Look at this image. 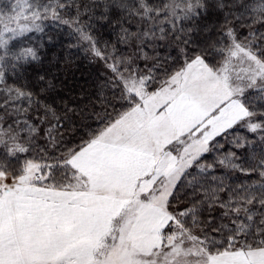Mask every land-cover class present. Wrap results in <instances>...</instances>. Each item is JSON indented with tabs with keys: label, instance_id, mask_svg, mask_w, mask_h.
<instances>
[{
	"label": "snow or ice",
	"instance_id": "1",
	"mask_svg": "<svg viewBox=\"0 0 264 264\" xmlns=\"http://www.w3.org/2000/svg\"><path fill=\"white\" fill-rule=\"evenodd\" d=\"M73 49L108 76L61 110ZM0 264H264V0H0Z\"/></svg>",
	"mask_w": 264,
	"mask_h": 264
},
{
	"label": "trees",
	"instance_id": "2",
	"mask_svg": "<svg viewBox=\"0 0 264 264\" xmlns=\"http://www.w3.org/2000/svg\"><path fill=\"white\" fill-rule=\"evenodd\" d=\"M118 12L113 15H118ZM226 23L224 13L215 7L214 4H210L207 14H202L196 21L198 26L197 31L191 33L192 51H196L198 47L204 46L210 39H214L217 35L219 28ZM209 25L213 26V31L206 33V29ZM135 30V28H133ZM47 31L49 34H55L57 29L52 23H49ZM241 33L247 31L246 27L240 29ZM97 35L106 40H115V33L109 26L98 25ZM68 29H61L59 37L57 39L58 50L63 52L68 44L74 43V37L67 34ZM39 34L34 36V39ZM183 47V45H180ZM49 46L45 45V51H48ZM123 51H128L127 48H123ZM162 56L179 57V48L175 43L162 42L158 49ZM73 62L70 72L63 71V61H61V67L57 70V90L55 93L50 94L49 99L56 100V106L63 110V104H67L72 108H82L92 102L97 101V94L99 93V85L102 84L108 76V71L102 61L90 62L89 58L84 54L83 50L73 49ZM52 52L48 51V58L50 59ZM31 77V73H29ZM73 121L79 126V121L74 116ZM89 123H92L89 121ZM82 134V133H81ZM71 138V136L69 137ZM229 145L225 144L223 151L229 150ZM211 159V157H209Z\"/></svg>",
	"mask_w": 264,
	"mask_h": 264
}]
</instances>
